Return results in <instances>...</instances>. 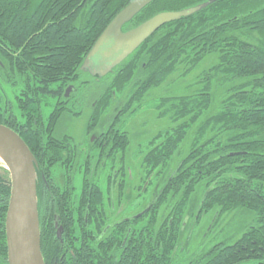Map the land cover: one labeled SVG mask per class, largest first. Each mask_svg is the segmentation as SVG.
Segmentation results:
<instances>
[{"label":"trees","instance_id":"trees-1","mask_svg":"<svg viewBox=\"0 0 264 264\" xmlns=\"http://www.w3.org/2000/svg\"><path fill=\"white\" fill-rule=\"evenodd\" d=\"M131 1L0 0V89L7 84L28 99L19 100L20 112L28 116L27 123L21 125L12 102H6L0 93V123L23 138L38 162V211L46 264H62L58 252L61 240L50 230L53 220L48 213L51 205L46 183L51 168L62 161L51 140L54 127L71 103L61 107L60 101L66 87L80 78L81 65L98 37ZM206 1L154 0L124 29L160 12ZM210 54H216L217 63L203 72L193 91L177 94L175 89H167L153 104L158 118L170 124L143 157L147 178H163L164 185L163 194L146 213L148 233L151 228L156 230L165 211L159 264H174L182 249L186 217L214 212V221H222L224 214L237 213L252 221L241 238L218 243L188 264H264V0H217L191 16L169 22L109 77L99 84L82 83L76 89L92 84V89H98L105 84L93 108V120H99L114 102L116 111L129 121L153 90L166 83L176 88L179 80L183 82ZM219 90V110L207 116ZM51 99L57 102L45 116L43 108ZM120 140L115 139L117 148L130 143L127 137ZM84 184L88 185L87 179ZM10 194L9 172L3 167L0 264H9L6 214ZM52 205L54 212L64 209L59 198ZM172 225L174 229H170ZM148 264H158L150 254Z\"/></svg>","mask_w":264,"mask_h":264},{"label":"flooded vegetation","instance_id":"flooded-vegetation-1","mask_svg":"<svg viewBox=\"0 0 264 264\" xmlns=\"http://www.w3.org/2000/svg\"><path fill=\"white\" fill-rule=\"evenodd\" d=\"M117 67L101 78L86 72L90 78L83 81L79 78L69 84L63 93V99L60 101L63 104L61 107L67 106L65 102H70L73 105L83 98L82 96L78 98V96L82 91L87 90L88 86L84 89H76V87L82 83L95 82L99 84L104 80V77L111 75ZM2 86L0 89L1 96L6 102H12V111L15 113L18 123L26 124L28 116L20 112L19 100L28 102V99L21 90L11 88V91H8L4 85ZM93 93L94 96L96 92ZM93 114L94 111L90 117L93 122L88 123V136L85 137L86 139L84 138V142H75V139L66 131L61 129L58 131L59 122L53 130L51 142H55L57 150L61 152L62 161L60 165L63 170L60 174H62L61 180L63 182L59 187L55 183L53 184L50 174V181H46V183L48 203L51 205L48 213H51L49 215L52 216L53 220L50 221L52 224L50 227L51 235L57 237L58 230H61L60 239L57 237L62 244L58 251L61 263L83 264L84 261L86 263L92 261L96 264H148V254H150L151 258L159 264L163 250L164 219L162 215L165 216L166 213L165 211L162 212V221L161 219L157 221L156 230L151 228L150 234L148 233L146 213L163 194L164 185L158 186V183L153 186L148 185L150 182H147V176L141 172L142 174L138 175L137 179L144 180L145 185L138 187L143 191L138 193L136 186L132 185L134 178L131 165L125 162L127 161V146L117 148L115 144L117 138L125 141L126 137H130L131 127L128 130L130 124L126 121V116L120 115V111H116L114 102L109 104L106 113H103L99 120L94 121ZM57 134L58 136L61 135V138H58ZM96 157L97 160L93 165ZM106 169L108 171H105ZM71 171H75L80 176L92 174L99 183L97 185L88 183L85 186L84 181H82L80 188L75 186L62 188V184L66 182L64 175H69ZM150 187L152 189L151 199L147 202ZM136 197L138 200H135ZM56 198L64 203L65 210L52 211V203L56 201ZM71 198L75 202L77 201V205L70 203ZM133 199L139 207L134 213L130 207V201ZM143 202L145 205L141 207L140 204ZM84 206H86V210L83 208ZM204 215L198 217L196 214L194 219L186 217V222H182V249L177 253L174 264H188L203 251L218 243L226 242L220 241L206 247L205 242L202 241L197 251L192 252L190 250L194 228ZM214 219L215 217L212 221L215 224L219 222L214 221ZM170 229H174V225Z\"/></svg>","mask_w":264,"mask_h":264},{"label":"water","instance_id":"water-1","mask_svg":"<svg viewBox=\"0 0 264 264\" xmlns=\"http://www.w3.org/2000/svg\"><path fill=\"white\" fill-rule=\"evenodd\" d=\"M154 0H133L107 25L85 57L81 70L106 76L126 60L163 25L191 16L217 0L178 11L160 12L141 24L125 29L143 8ZM0 158L9 172L11 194L6 214L9 264H46L41 249L37 195V159L23 138L0 123ZM61 237V230H58Z\"/></svg>","mask_w":264,"mask_h":264},{"label":"rangeland","instance_id":"rangeland-1","mask_svg":"<svg viewBox=\"0 0 264 264\" xmlns=\"http://www.w3.org/2000/svg\"><path fill=\"white\" fill-rule=\"evenodd\" d=\"M217 63V56L216 54H210L207 57H205L197 66L196 68L186 77L184 78L183 82L179 80L181 84L175 86L172 84H164L158 89L153 90L149 96L146 97L144 101V105L141 108V110L135 114L132 119H130L128 130H130L131 127V134L128 139H130V143L127 146L128 152L125 161L126 163H129L131 165V170L133 174L134 181L132 183L133 186H136V191L138 193H142L143 191L139 189V186L145 185V181L141 179H137L138 175L142 174L147 176L146 169L143 165V157L146 156V154L150 151L151 148H153L155 145L158 144V134L160 131H163L166 129V127L169 126V121L165 118H158L157 110L153 109L154 102L158 99V97L162 96L166 93L167 89H175L174 92L177 94H186L189 91H193V87L195 85V82L198 80V78L203 74L204 71H206L208 68H210L213 64ZM109 77V76H108ZM90 78L86 72H83L81 70L80 72V80H86ZM107 78V77H106ZM104 77V79H106ZM95 82H93L94 84ZM92 84V85H93ZM92 85H89L87 90L82 91L78 98L82 96L83 98L78 100V102H75L73 105H68L69 110L66 112L64 116L59 121V128L58 131L64 130L67 132V134L71 135L73 139H75V142H84V138H87V126L88 123L91 122V115L93 113L92 109L95 106V103L100 96L104 85L102 87H99L96 89H92ZM4 87L6 90L11 91V87L7 84H4ZM196 88V87H194ZM93 90L96 91L95 95L93 96ZM220 90L217 91L216 97H214V100L207 112V116L211 115L212 113H215L219 110L220 107ZM11 97V95H9ZM57 102L56 99H51V103L47 106H44L43 111L45 115H48L52 111V106ZM111 103V102H110ZM63 105V104H62ZM62 107H65L62 106ZM61 129V130H60ZM58 138H61V135L58 136ZM85 138V139H86ZM184 153H186L187 149L183 147ZM131 156V158H130ZM128 158H130L128 160ZM178 159V158H177ZM180 159V158H179ZM97 160V157L94 159L93 165L95 164ZM177 161V160H176ZM118 165V163H116ZM174 168L176 166V162L173 161ZM5 168V165L3 161L0 162V168ZM63 169H61L60 163L55 165L53 168H51V177L55 184L59 186L63 181L61 180ZM105 171H108L107 169ZM104 171V172H105ZM142 172V173H141ZM65 176V183L62 184V188H65V186H75L77 188H80L82 181L84 179H87V183L95 184L97 185L99 182L97 181V178L93 177L92 174H83V176L77 175L75 171H71L69 175ZM94 178V179H93ZM155 175L151 176L150 178H147V182H150L148 185H155L158 183V186L163 185V178L159 179ZM156 179V180H155ZM94 181V182H93ZM84 185V184H83ZM86 186V185H85ZM142 188V187H141ZM139 189V190H138ZM200 190V189H199ZM151 187L149 188V193L147 191V202L151 199ZM79 193V191H78ZM136 196V194H134ZM135 200H138L137 197ZM134 199L130 201V207L132 210V213L136 212V210L139 208L137 206V203ZM105 201H106V195H105ZM70 203L77 205V201L70 199ZM141 207H144V202L140 204ZM214 212H210L209 214H205L201 221L195 226L193 237H192V243L190 246V250L197 251L198 246L202 241L205 242L206 247L212 246L213 244L220 242V241H226L228 243H233L236 240H238L243 233L245 232L246 228L250 225L252 221H248V219L245 216H240L237 213H228L224 214L222 221H219L218 223H214L213 220ZM192 221V220H190ZM58 233V232H57ZM58 237V235H57Z\"/></svg>","mask_w":264,"mask_h":264},{"label":"bare ground","instance_id":"bare-ground-1","mask_svg":"<svg viewBox=\"0 0 264 264\" xmlns=\"http://www.w3.org/2000/svg\"><path fill=\"white\" fill-rule=\"evenodd\" d=\"M2 161V159L0 158V162Z\"/></svg>","mask_w":264,"mask_h":264}]
</instances>
